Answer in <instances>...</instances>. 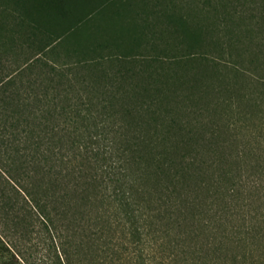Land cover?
<instances>
[{"label": "trees", "instance_id": "1", "mask_svg": "<svg viewBox=\"0 0 264 264\" xmlns=\"http://www.w3.org/2000/svg\"><path fill=\"white\" fill-rule=\"evenodd\" d=\"M191 2L145 57L0 0V264H264V0Z\"/></svg>", "mask_w": 264, "mask_h": 264}, {"label": "rangeland", "instance_id": "2", "mask_svg": "<svg viewBox=\"0 0 264 264\" xmlns=\"http://www.w3.org/2000/svg\"><path fill=\"white\" fill-rule=\"evenodd\" d=\"M101 1L102 0H66V3L70 6L68 9L71 12L85 17L87 14L94 11L95 7H99ZM173 1L177 4L176 9L169 8V4H171L170 0H115L113 6L106 10L104 15L100 18L98 14L93 17V26L96 27L98 25L100 28L104 29L107 25H112V22L115 23L111 26V29L106 28L105 34L102 33L101 36H99L100 39L111 38L109 35L117 38L120 30L129 28V31L125 32L123 38V41L127 45L124 44L122 47L126 49L129 45L130 47L134 46L132 44L134 40L132 39L135 38L139 43V46H141L139 49L142 54L139 56L144 55L147 57L152 55V51L160 54L165 49L177 51L175 53H178V50H181L182 46L178 44L179 40L174 36L172 29L168 30L165 28L163 12H172L173 15L176 16L180 14H193L196 10V3L191 2V0ZM9 11L14 15H17L19 9H15L14 6H11ZM104 16L109 22H111L110 24L106 21ZM7 22L11 28H14V30L24 33L25 28L24 25L21 24L19 17L18 19L10 18ZM72 24L75 23L72 22ZM141 26L145 28L143 29ZM136 27H140V31L137 34H135L136 31H131L132 28L137 30L138 28L136 29ZM29 56L30 52L28 51V48L25 47L24 54L19 57L25 59Z\"/></svg>", "mask_w": 264, "mask_h": 264}]
</instances>
